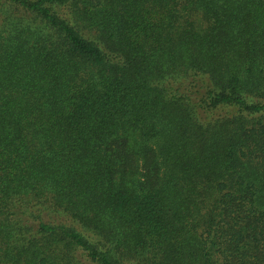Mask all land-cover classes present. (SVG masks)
I'll list each match as a JSON object with an SVG mask.
<instances>
[{
    "label": "trees",
    "instance_id": "trees-1",
    "mask_svg": "<svg viewBox=\"0 0 264 264\" xmlns=\"http://www.w3.org/2000/svg\"><path fill=\"white\" fill-rule=\"evenodd\" d=\"M0 264H264V0H0Z\"/></svg>",
    "mask_w": 264,
    "mask_h": 264
},
{
    "label": "rangeland",
    "instance_id": "rangeland-1",
    "mask_svg": "<svg viewBox=\"0 0 264 264\" xmlns=\"http://www.w3.org/2000/svg\"><path fill=\"white\" fill-rule=\"evenodd\" d=\"M195 20L197 21L200 28H203L206 24L205 21L201 19L199 14L195 16Z\"/></svg>",
    "mask_w": 264,
    "mask_h": 264
}]
</instances>
